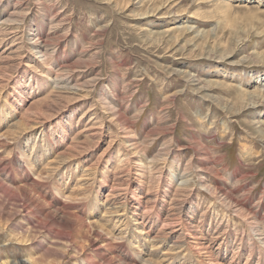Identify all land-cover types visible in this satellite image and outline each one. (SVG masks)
Wrapping results in <instances>:
<instances>
[{
    "label": "rangeland",
    "instance_id": "obj_1",
    "mask_svg": "<svg viewBox=\"0 0 264 264\" xmlns=\"http://www.w3.org/2000/svg\"><path fill=\"white\" fill-rule=\"evenodd\" d=\"M263 90L264 0H0V264H264Z\"/></svg>",
    "mask_w": 264,
    "mask_h": 264
},
{
    "label": "bare ground",
    "instance_id": "obj_2",
    "mask_svg": "<svg viewBox=\"0 0 264 264\" xmlns=\"http://www.w3.org/2000/svg\"><path fill=\"white\" fill-rule=\"evenodd\" d=\"M255 91H257V90H255ZM256 93H257V92H256ZM254 94H255V93H254ZM260 95H263V96H264V90L262 91V94H260ZM250 98H251V97H250ZM253 99H254V98H253ZM251 100H252V99H251ZM252 104H254V103H252ZM21 123H22V122H21ZM59 153H60V152H59ZM58 155H59V154H58ZM204 169H205V168H204ZM199 170H200V169H199ZM35 183H36V182H35ZM0 185H1V184H0ZM34 185H35V184H34ZM202 185H203V184H202ZM30 186H31V185H30ZM4 187H5V186H4ZM9 187H10V186H9ZM6 188H8V187H6ZM80 189H81V188H80ZM214 189H215V188H214ZM216 189H217V188H216ZM4 190H5V189H4ZM7 190H8V189H7ZM9 190H10V189H9ZM18 190H20V189H18ZM18 190H17V191H18ZM29 190H30V189H29ZM219 190H220V189H219ZM31 191H32V190H31ZM31 191H30V193H31ZM231 191H232V190H231ZM5 192H6V191H5ZM21 192H22V191H21ZM214 192H216V191L214 190ZM230 193H231V192H230ZM22 194H23V195H21V193H20L21 196H24V193H22ZM25 194H26V192H25ZM37 194H38V193H37ZM223 195H224V197H228V198H230L231 200L233 199V197L231 196V194H229V193H227V192L224 193V191H223ZM27 196H28V194H26V197H27ZM73 196H74V195H73ZM24 197H25V196H24ZM64 197H65V196H64ZM36 198H38V197H36ZM65 198H66V197H65ZM70 198H71V197H70ZM72 198H73V197H72ZM30 199L32 200L31 197H30ZM222 199H223V198H222ZM230 199H229V200H230ZM33 200H34V199H33ZM41 200H42V199H41ZM227 200H228V199H227ZM241 200H242V199H241ZM33 202H35V201H33ZM33 202H32V203H33ZM39 202H41V201L39 200ZM46 202H47V201H46ZM232 202H235V203L237 204V202H236L235 200H232ZM41 203H43V202H41ZM243 203H244V202H243ZM35 204H38V203H35ZM35 204H34V205H35ZM236 204H235V205H236ZM238 204H239V202H238ZM238 204H237V205H238ZM42 205H43V204H42ZM44 205H45V204H44ZM44 205H43V206H44ZM50 206H51V205H50ZM32 207H33V206H32ZM34 207H35V206H34ZM39 207H41V206H39ZM240 207L243 208V205L240 204L239 208H240ZM244 207H245V206H244ZM41 208H42V207H41ZM44 208H46V206H45ZM234 208H235V207H234ZM35 209H36V208H35ZM56 209H57V208H56ZM54 210H55V209H54ZM243 210H244V209H243ZM42 211H44V210L42 209ZM48 211H49V210H48ZM48 211H47V212H48ZM63 211H64V210H63ZM67 211H68V210H67ZM234 211H235V210H234ZM239 211H241V210H239ZM248 211H250V210H247V212H248ZM55 212H56V211H55ZM61 212H62V211H61ZM65 212H66V211H65ZM50 213H52V214L54 215V213H53L52 211H51ZM42 214H43V213H42ZM45 214H46V213H45ZM48 214H49V213H48ZM61 214H62V213H61ZM66 214H69V213H66ZM133 214H134V213H133ZM49 215H50V214H49ZM71 215H72V213L70 214V216H71ZM253 215H254V214H253ZM72 216H73V215H72ZM44 217H46V216L44 215ZM49 217H50V216H49ZM57 217H58V216H57ZM249 217H250V216H249ZM249 217H248V218H249ZM253 217H254V216H253ZM47 218H48V217H47ZM68 218H69V217H68ZM70 218H71V217H70ZM263 218H264V217H263ZM58 219H59V218H58ZM74 219H75V218H74ZM76 219L79 220L80 218L77 217ZM134 220L137 222V223L135 222L136 224H141V223L138 221V219L135 218ZM252 220H253L254 223L257 222V221H255L253 218H251V221H252ZM59 221H60V220H59ZM71 221H72V220H71ZM79 221H80V220H79ZM79 221H78V222H79ZM82 221H83V220H82ZM262 221H263V220H262ZM74 222H76V221H74ZM80 222H81V221H80ZM68 223H69V222H68ZM87 223H89V222H87ZM91 223H93V222H91ZM91 223L88 224V225H91ZM94 223H96V222H94ZM250 223H251L252 227H254V224H252V222H250ZM79 224H80V223H79ZM85 224H86V223H85ZM85 224H84V226H85ZM262 224H263V223H262ZM65 225H66V224H65ZM68 225H69V224H68ZM88 225H87V227H88ZM95 225H96V224H95ZM257 225H258V224H257ZM63 226H64V225H63ZM80 226H81V225H80ZM93 226H94V225H93ZM70 227H71V226H70ZM72 227H73V226H72ZM85 227H86V226H85ZM90 227H91V226H90ZM96 227H97V226H96ZM74 228H75V227H74ZM76 228H77V227H76ZM76 228H75V229H76ZM88 228H89V227H88ZM77 229H78V228H77ZM91 229H92V228H91ZM94 229H96V228H94ZM263 229H264V228H263ZM79 230H82V229H79ZM86 230H87V229H86ZM86 230H85V231H86ZM88 230H89V229H88ZM92 230H93V229H92ZM100 230H101V227H100ZM85 231H84V232H85ZM90 231H91V230H90ZM95 231H96V230H95ZM98 231H99V230H98ZM139 231L141 232L140 229H139ZM76 232H77V231H76ZM107 232H108V231H107ZM260 232H261V231H260ZM82 233H83V230H82ZM85 233H87V231H86ZM85 233H84V235H86ZM88 233L90 234V232H88ZM88 233H87V234H88ZM92 233H93V232H92ZM98 233H99V232H98ZM262 233H263V232H262ZM262 233H261V234H262ZM99 234H100V233H99ZM100 235H101V234H100ZM88 236H89V235H88ZM157 236H158V235H157ZM197 236H198V235H196V234L194 235V237H197ZM98 237H100V236H98ZM263 237H264V236H263ZM104 239H105V238H104ZM152 239H153V238H152ZM106 240H107V239H106ZM150 240H151V239H150ZM262 241L264 242V239H263ZM179 242H180V241H179ZM180 243H181V242H180ZM106 244H107V243H106ZM106 244H105V246H106ZM109 244H110V243H109ZM175 244H176V243H175ZM181 244H182V243H181ZM102 246H103V245H102ZM201 246H202V245H201ZM200 248H201V247H200ZM202 248L205 249L204 247H202ZM206 248H207V247H206ZM209 251H210V250H209ZM108 257H109V256H108ZM109 258H111V257H109ZM112 258L115 259V258H114V255H113ZM112 258L109 259V260H112ZM116 259H117V258H116ZM119 259H120V258H119ZM32 260H33V259H32ZM145 260H146V259H145ZM145 260H144V262H145ZM107 261H108V260H107ZM37 262H38V261H37ZM116 262H117V261H116ZM116 262H115V263H116ZM118 262H119V261H118ZM109 263H110V261H109ZM112 263H113V261H112ZM121 263H122V262H121ZM6 264H7V263H6ZM12 264H18V263H15V262H14V263H12ZM19 264H20V263H19ZM22 264H24V262H22ZM117 264H118V263H117ZM145 264H147V263H145Z\"/></svg>",
    "mask_w": 264,
    "mask_h": 264
}]
</instances>
